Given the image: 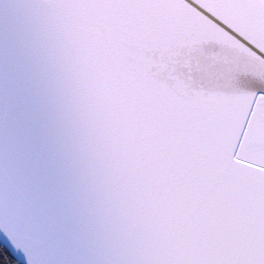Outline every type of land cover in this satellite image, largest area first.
Returning a JSON list of instances; mask_svg holds the SVG:
<instances>
[{"label": "water", "instance_id": "1", "mask_svg": "<svg viewBox=\"0 0 264 264\" xmlns=\"http://www.w3.org/2000/svg\"><path fill=\"white\" fill-rule=\"evenodd\" d=\"M194 2L221 27L178 2L164 35L141 0H0L19 264H264V29Z\"/></svg>", "mask_w": 264, "mask_h": 264}, {"label": "snow or ice", "instance_id": "2", "mask_svg": "<svg viewBox=\"0 0 264 264\" xmlns=\"http://www.w3.org/2000/svg\"><path fill=\"white\" fill-rule=\"evenodd\" d=\"M177 2L181 7L186 5L194 17L210 21L217 28L221 27L222 22H218L216 16L211 12H206L194 0H141L138 8L144 21L149 26L164 35H170L173 29L174 8ZM233 10L245 13L252 19L258 29H264V0H221L219 6L221 14ZM229 35H232V33L229 32Z\"/></svg>", "mask_w": 264, "mask_h": 264}, {"label": "trees", "instance_id": "3", "mask_svg": "<svg viewBox=\"0 0 264 264\" xmlns=\"http://www.w3.org/2000/svg\"><path fill=\"white\" fill-rule=\"evenodd\" d=\"M0 264H19L10 253L0 245Z\"/></svg>", "mask_w": 264, "mask_h": 264}, {"label": "bare ground", "instance_id": "4", "mask_svg": "<svg viewBox=\"0 0 264 264\" xmlns=\"http://www.w3.org/2000/svg\"><path fill=\"white\" fill-rule=\"evenodd\" d=\"M253 118L264 126V110L254 113Z\"/></svg>", "mask_w": 264, "mask_h": 264}, {"label": "rangeland", "instance_id": "5", "mask_svg": "<svg viewBox=\"0 0 264 264\" xmlns=\"http://www.w3.org/2000/svg\"><path fill=\"white\" fill-rule=\"evenodd\" d=\"M255 120V119H254Z\"/></svg>", "mask_w": 264, "mask_h": 264}]
</instances>
